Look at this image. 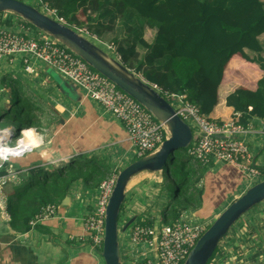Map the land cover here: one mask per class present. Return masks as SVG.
Listing matches in <instances>:
<instances>
[{"label": "trees", "instance_id": "obj_1", "mask_svg": "<svg viewBox=\"0 0 264 264\" xmlns=\"http://www.w3.org/2000/svg\"><path fill=\"white\" fill-rule=\"evenodd\" d=\"M42 1L50 5V9H54L57 16L66 23L75 28H85L98 36L104 32L101 28L96 32L91 31L92 23L96 21L93 13L100 11L99 17L112 13L106 7L109 0ZM114 2L125 13L128 9L135 10L144 18L147 26L157 28L153 43L140 38V43L148 50L143 59L139 60L136 43L119 47L117 51L125 65L130 68L136 65L137 71L148 81L170 93L185 94L188 101L199 105L201 111L209 116L219 102L220 86L237 81V88L226 97V103L234 107L235 115L222 120L210 118L222 122L237 118L239 114V123L246 127L254 116L264 118V57L252 58L246 51L263 50L259 36L264 33V0ZM239 60L256 62L263 73L260 72L257 78L251 77L242 70L243 65L237 66ZM2 82L16 93L19 110L12 105L5 115L0 110V116H4V120L0 119V127L17 128L18 138L24 127L45 130L44 120L51 123V119L33 101L26 85L9 76L3 77ZM57 82L64 93L73 95L69 86L61 82L59 77ZM63 125L57 126L58 145L50 153L34 151L33 160L25 161L23 157L12 160L20 164L13 163L16 169H26L19 180L9 183H12V187L6 194L10 224L18 232L30 231L33 227L31 222L41 208L49 203L57 206L61 204L78 181L94 189L114 172L111 165L99 155L70 153L72 139L76 136L70 134L74 133L76 127L84 125L81 118H74L65 125L67 127ZM55 158L60 159L59 165L58 162L56 165L55 162L48 163ZM25 162L28 168H24ZM204 166L194 161L187 148L176 149L169 157L168 174L175 184V190L170 189L172 199L163 209L164 223L172 224L180 217L183 209L199 204L200 192L197 193L194 186L204 176ZM7 167L6 164L1 170L2 174L7 173ZM259 168L263 174L264 168ZM39 224L41 229L46 226L44 222ZM145 224L151 226V222ZM216 251L207 264L213 260Z\"/></svg>", "mask_w": 264, "mask_h": 264}, {"label": "crops", "instance_id": "obj_2", "mask_svg": "<svg viewBox=\"0 0 264 264\" xmlns=\"http://www.w3.org/2000/svg\"><path fill=\"white\" fill-rule=\"evenodd\" d=\"M259 40L264 48V33L259 36ZM246 51L252 58L264 57V49L261 52L249 49ZM22 55V53L18 54V58L13 61L8 59L0 60V106L4 99L9 100L7 97L5 98L6 85L1 81L2 76L6 74H3L4 71L1 66L9 65V68L13 67V70H8L7 72H18L28 82H30L31 78L34 81L37 80L35 77L39 76L43 68L42 65L45 66L42 72L50 70L43 63L36 62L37 66L39 65V72L37 70L32 74L23 72L20 59ZM261 72L263 73L262 70ZM66 83L70 84V90L73 95H68L61 89L58 94L62 95V97L71 98L68 101L73 104L76 111L65 105L69 109L67 113L69 116L65 119L68 118V121L71 122L74 118L79 117L84 122L82 127H76L73 130L74 133L70 134V136L76 135L72 139L70 153L86 152L90 156L99 155L104 159H109L102 151L106 146H113L111 147V149L113 148L112 152L122 157L125 161H129V163L133 160L135 161L134 157L129 155L132 145L123 123L111 113L106 112L99 103L82 93L76 85L69 81H66ZM57 85L58 82H56ZM237 86V81L224 83L220 86L219 102L214 107L210 117L222 120L229 119L235 115L234 107L227 105L226 97ZM67 122L61 125L65 126L69 123ZM57 126L53 137L50 139H47L46 130H40V134L44 135V141L35 151L50 153L56 148V145H58ZM248 127L250 128L248 140L252 145L253 151H255L256 164L264 168V118L254 116ZM33 153L34 151L24 155L25 161L35 159V154L32 155ZM56 160L58 158L48 161V163ZM13 163L19 164L13 161L8 162V167H11ZM24 168H28V166ZM203 169L205 172L204 176L195 183L198 193L200 192L198 194L200 202L196 206L186 207L180 215V217L193 223L207 221L211 224L214 221L211 218L227 202L229 196L244 188L240 192L242 194L245 189L247 190L261 181L260 178L250 180L238 167L218 160H213L209 166H204ZM112 170L114 171L113 168ZM23 175L24 173L20 176ZM1 191L0 264H98V258L95 255L96 249L93 248L88 240L83 241L80 238L86 235L83 217L99 199L100 192L98 187L94 189L87 188L81 181H78L70 189L67 195L69 197L68 201L63 203V200L58 205L56 217L44 221L46 226L43 229L39 227L40 224H37L30 231L24 233L14 230L10 224V216L6 210V186ZM158 191H162L164 194H158ZM171 199L172 191L166 188L164 170L143 171L132 178L131 183L127 187L126 199L119 216V240L123 264H150V259L153 260V264H157L158 254L156 248L145 242L133 241L132 230L133 226L138 223L146 225L145 223L151 222V226L156 227V229L166 224L162 219V212ZM262 203L259 204L258 208L252 209L245 218L243 226L238 224L233 226L217 248L213 264H248V259L264 256V205L260 207ZM132 218H135V221L125 229L124 226ZM261 218H263L262 224L260 223ZM251 227L252 229L249 230L248 228ZM256 227L258 229H255ZM250 231L253 234V238H257L255 243L253 240L248 241L250 234L247 233ZM246 247H253L254 250L252 249L249 252L248 249H245ZM255 248H259L261 252H259L258 256L254 254L257 253Z\"/></svg>", "mask_w": 264, "mask_h": 264}, {"label": "built area", "instance_id": "obj_3", "mask_svg": "<svg viewBox=\"0 0 264 264\" xmlns=\"http://www.w3.org/2000/svg\"><path fill=\"white\" fill-rule=\"evenodd\" d=\"M28 24L31 23L14 12H0V60L13 61L22 53V57L19 58L25 73H34L36 62H41L50 70L54 69L66 81L76 85L82 93L123 123L132 145L129 155L136 159L149 155L161 147L164 140L169 137L164 122L66 44L41 29L32 32ZM76 29L80 33L88 32L85 28ZM108 47L113 53L107 51L122 61L115 46L109 44ZM140 75L164 96L180 117L191 126L193 136L187 149L194 161L206 166L213 160L228 163L241 169L248 179L263 176L255 161V151L248 140L250 128L239 123V114L237 118L222 122L212 119L201 111L199 105L188 101L185 94L170 93ZM31 129L40 143L13 153L14 148L21 147V142L26 137L25 131ZM17 134L19 133L13 126L0 127V196L1 189L11 181L19 180L20 174L26 169L18 170L11 165L7 167L6 174H2L1 170L13 159L35 151L44 141V135L40 134L36 127L28 126L22 129L20 135L23 136L13 143L14 139L18 138ZM118 174L119 172H113L101 182L98 187L100 194L97 203L83 217L86 235L80 238L83 241L88 240L99 252H102L104 244L107 205ZM57 213L56 204H46L31 224L36 226L56 217ZM209 226L210 223L207 221L193 223L182 217L172 224H164L159 229L138 223L133 226L132 239L156 248L157 264H184L191 249ZM149 263L153 264V260L150 259Z\"/></svg>", "mask_w": 264, "mask_h": 264}, {"label": "water", "instance_id": "obj_4", "mask_svg": "<svg viewBox=\"0 0 264 264\" xmlns=\"http://www.w3.org/2000/svg\"><path fill=\"white\" fill-rule=\"evenodd\" d=\"M4 11L20 15L29 23L66 44L93 68L139 100L159 120L164 122L169 131V137L164 140L157 151L131 162L119 172L109 198L101 254L106 264H123L120 252L119 216L130 181L143 171L154 172L164 170V168H167L168 171V160L173 152L176 149L187 148L191 143L192 128L180 117L172 104L140 74L84 36L75 27L24 0H0V12ZM59 76L60 81L65 83L66 80L61 75ZM68 199L69 197L66 196L63 203ZM263 201L264 179L249 187L212 222L191 249L184 264H207L218 248L219 242L235 223ZM134 221L135 218L130 219L124 226L125 229Z\"/></svg>", "mask_w": 264, "mask_h": 264}, {"label": "rangeland", "instance_id": "obj_5", "mask_svg": "<svg viewBox=\"0 0 264 264\" xmlns=\"http://www.w3.org/2000/svg\"><path fill=\"white\" fill-rule=\"evenodd\" d=\"M24 1L40 8L41 10H44L45 12L51 14L53 17H56L62 21H65L64 19L59 18L57 16L55 10L50 9V7H49L50 5L43 2L42 0H24ZM114 1L115 0H109L108 5H106V7L111 9V11H112L111 14L106 15L105 17H99L100 11L93 13L94 17H96V21H94L92 23L91 31L96 32V30L98 28H101V29H103L104 33L101 36H98L96 34L93 35L90 32L88 33L86 31H83L82 34L84 36H86L87 38H89L94 43H96L98 46L103 48L104 50H106V51L108 50L111 53H113V52L109 49V47H108L109 44H113L115 46V48L117 50H119V47L121 45L129 46L131 44L136 43L137 49H138L139 54H140L139 60H141L148 53V50L146 49V47H144L140 43V38L143 37V38L147 39V41L149 43H153L154 39L156 37V34H157V28H151V27L147 26L145 21H144V18L141 15H139L135 10L128 9L126 11V13H127L126 14L125 12L120 10L119 7L115 6ZM28 25L32 28V32L34 30H39V28L33 24H28ZM263 44H264V42H263ZM236 63H237L238 67L243 65L242 70L245 71L246 73H249V75L251 77L257 78L259 73L261 72L259 65L256 62H248V61H243V60L240 61L239 60ZM1 67H2L1 69L4 71L3 74L6 73L2 76L1 81H2L3 77L9 76L13 79H19L20 81H22L24 83V85H26L30 95L33 98V101L36 102L37 105L43 110L42 112H44V115H46L47 117H49L51 119V123H47L46 119L44 120V122L46 123L45 130L48 134L47 139H50L51 137H53L54 132L57 129L56 126L63 124L64 122L66 124V122L69 120L68 118L65 119L66 117L69 116V115H67L69 109L67 107H65V105H67L68 107L73 108L75 110L73 104L69 103V101H68L71 98L64 97V96L62 97V95L58 94V91H60V88L58 87V85L56 86V82L58 80V77H60L59 74L54 69H51L48 72H42V71H44V68H45V66L42 65L43 68L40 71L39 76H37V77L34 76L35 79H37V80L34 81V79L31 78L32 81L30 80V82H28L27 79L25 77H23V75H20L18 72H15V73H13V72L8 73L7 72L8 70H13V67L9 68V65L8 66L4 65ZM35 67H36V70L39 72V69H38L39 65L37 66V63L35 64ZM22 69H23V65H22ZM131 69L138 74H142V73L137 71L136 65L134 68H131ZM23 72H24V70H23ZM55 80H56V82H55ZM65 84H67L69 86V88H71L70 84H68L66 82H65ZM72 90L74 91V89H72ZM5 92H6L5 98L7 97L9 100L7 101L6 99H4L2 102V105L0 106V110L4 111L3 115H5V113L8 111V108L10 105H12V107H14V109L19 110L16 93H14L12 91L11 87H9V86L8 87L5 86ZM56 98L58 99V102H57ZM5 103H7V105H5ZM1 111H0V115H2ZM0 119L4 120V116L3 117L0 116ZM68 122H70V121H68ZM2 125H5V124H2ZM24 125H27V123L24 122ZM22 136L23 135H20V138ZM18 140H19V138L14 139L13 143H16V141H18ZM111 147H113V146H111ZM111 147L106 146L105 149H103L102 153L106 154L109 157V159L105 158V160L106 161L108 160V163L114 169V172H120L123 168H125L130 163H129V161H125L122 157L118 156L116 153L112 152L113 148L111 149ZM134 159L137 160L136 157H134ZM54 162H55L54 165H56L57 162L59 165V162H61V161H60V159H58ZM263 176H264V173H263ZM164 178H165L166 188L175 190V184H174L173 180L170 178L168 171H167V168H164ZM256 179H259V178H256ZM260 179L263 180L264 177H262ZM250 180H255V179H250ZM131 181H130V183H131ZM11 187H12V183L6 185V191H5L6 194H7V191H10ZM194 189L198 193V190L196 188V184L194 186ZM243 189H241L237 193H234L231 196H229V199L227 200V202L220 209H218L216 211L214 217L211 218V220H215L234 200H236L241 195H243L249 188L247 190L245 189V191L241 194L240 192ZM159 193L161 195L164 194L162 191H158V194ZM263 205H264V203H262L260 205V207H262ZM258 207H259V204L257 206H255L254 208H258ZM254 208H252V209H254ZM252 209L250 211H248L247 214H245L242 217V221L240 219L235 224L243 226L244 222H245V218L249 215V213L252 211ZM256 211H258V210H256ZM122 216H123V213H122ZM254 219H256V218H254ZM262 222H263V218H261L260 223L262 224ZM211 224H212V222H211ZM259 227H262V226H259ZM256 228L258 229V227H256ZM248 229L251 230L252 227L248 228ZM247 234H250L248 241L253 240L255 243L256 242L255 239H257V238H253L252 232L250 231ZM245 249H248L249 252H251L252 249L254 250L253 247H246ZM255 250L257 253H254V254L258 256L260 250H259V248H255ZM95 252H96V254H95L96 257L98 258V264H106L102 254H101V251L99 252L96 250ZM248 261H249L248 264H264V256L261 258H251V259H248ZM209 264H213V260Z\"/></svg>", "mask_w": 264, "mask_h": 264}, {"label": "bare ground", "instance_id": "obj_6", "mask_svg": "<svg viewBox=\"0 0 264 264\" xmlns=\"http://www.w3.org/2000/svg\"><path fill=\"white\" fill-rule=\"evenodd\" d=\"M25 128V127H24ZM24 128H22V129H24ZM21 129V130H22ZM7 131H9V129L7 130ZM16 131H18L17 130V128H16ZM26 132V137H25V139L21 142L22 144H21V147H19V148H17V149H13L12 150V152L13 153H17L20 149H25V148H27L28 146H30V145H34V144H37V143H40V140H37V137H36V135L33 133L34 132V130H26L25 131Z\"/></svg>", "mask_w": 264, "mask_h": 264}]
</instances>
